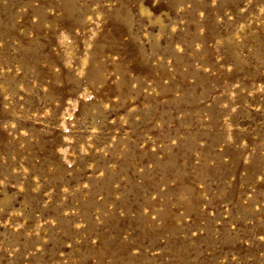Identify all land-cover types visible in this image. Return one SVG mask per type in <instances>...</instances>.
<instances>
[{
	"label": "rangeland",
	"instance_id": "374dc122",
	"mask_svg": "<svg viewBox=\"0 0 264 264\" xmlns=\"http://www.w3.org/2000/svg\"><path fill=\"white\" fill-rule=\"evenodd\" d=\"M0 264H264V0H0Z\"/></svg>",
	"mask_w": 264,
	"mask_h": 264
}]
</instances>
